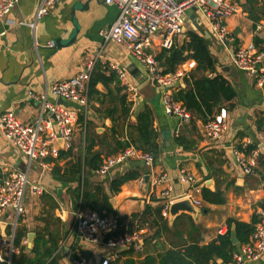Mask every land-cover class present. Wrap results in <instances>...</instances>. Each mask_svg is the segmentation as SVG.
<instances>
[{"label": "crops", "instance_id": "obj_1", "mask_svg": "<svg viewBox=\"0 0 264 264\" xmlns=\"http://www.w3.org/2000/svg\"><path fill=\"white\" fill-rule=\"evenodd\" d=\"M39 1L17 0L10 13L0 18V115L13 111L21 121H32L37 115L38 103L30 97V94L47 90L48 99L58 101L50 93V85L74 76L84 69L87 61L91 59L96 60L92 71L94 74L91 73L90 77L91 82L98 74L111 76L110 63L118 64L125 71L128 81L136 87L148 79L142 63L130 55L122 45L104 40L101 36V32L108 29L117 16L118 9L115 5H107L103 0H60L48 14L36 19L34 27H31L26 23L34 21ZM231 1L240 6L238 12L227 21L233 33L238 30L237 35L234 34L237 38L236 43H254L253 39L258 37L254 33L255 22L243 10L241 3L244 0ZM260 4L264 14V1L262 0ZM262 19L264 15L258 21ZM21 21L26 23L21 24ZM187 30H193L205 38L218 72L227 77L235 88L236 96L233 100L224 102L220 106V109L225 108L228 113V131L217 140H208L204 138L202 132L205 121L200 118L193 115L189 121L180 122L177 118L166 115L162 107L161 90L154 83L152 85L155 93L149 87L142 89L144 96L137 94L131 101L128 117L118 126L115 122L119 115L117 96L126 93L127 101L130 100L124 88L122 91L117 90L121 87L117 77L112 81L108 80L107 84L101 80L93 84L97 93L90 94L85 113L82 111L79 113L70 148L74 154L83 157L86 144L90 145L94 140L95 144L91 152L101 151L102 160L106 156L116 154L121 151V149L115 150L116 141L127 140V124H134L137 113L144 105H148L153 112V128L157 133L158 143V153L151 165L133 160L143 164L123 173L121 172L123 165L114 166L105 175L99 174L97 169L85 166L78 180L62 181L54 172L64 173L66 164L72 161L70 156L47 157L43 160L47 166L43 167L39 160L29 162L24 153L7 143L0 131V180L10 171L27 172L29 185L37 183L43 188L39 194L33 193L29 186L25 190V211L16 228L26 230L22 244L27 251L31 249L27 247L28 233L33 232L35 236V232L44 225L39 217L43 215L45 208L55 203L56 206L51 213L65 224L67 230L57 254L61 264H73L75 258H84L90 264H100L105 258L111 260L116 257L117 247H109L104 243L107 233L103 235L101 242L94 243L83 240L75 231V212L79 209H89L80 205L74 207L73 191L78 186L85 191H93L95 187H101L109 196L115 210V213L105 215L114 216L116 219L141 212L147 203L162 206L165 199L162 198L161 192L167 188L171 189L172 196H177L175 201L181 200L182 195L200 201L196 206L198 211L194 215L187 212L180 213L182 218L178 219L177 228H172L176 216L173 219L169 216L164 217L171 227V236L168 233L162 234L157 240L145 242V235L150 234L151 231L147 227L141 229L138 232L140 241L129 245L133 246L129 249L133 250V257L139 260L147 254H157L169 248V238L177 242L175 229L180 239L188 240V234H192L200 244H208L215 240L218 234L227 231V218L250 222L252 216L257 215V212L264 208V170L260 169L262 174L253 171L244 174L234 152H243L237 149L238 144L242 148L255 144V148L260 151L259 154L264 153L261 148L264 146V134L256 128L258 117H261L264 123V87H259L254 77L240 70L236 80L222 71V67L232 64L230 52L218 44L208 30L203 17L192 12L186 14L185 30L176 38V43L183 42ZM260 39L263 42L259 45L263 46L264 39ZM48 41H54L55 46L53 48L46 46ZM159 41L158 35L152 39L151 50L156 55L164 49L161 48ZM190 63H193L192 66ZM196 65V61L190 58L177 66L173 72L180 70L183 76L172 85V94L185 87L184 76L193 71ZM207 75L210 76L211 73L208 72ZM91 82L89 81V85ZM238 107L245 109L242 116L239 115ZM218 112L215 110L214 114ZM57 144L59 151L70 149L64 147L61 139L57 140ZM132 169L138 171L140 176L122 184L118 192H112L111 181ZM180 170L188 171L196 178L198 190L194 189L193 185L178 179L177 174ZM163 174L167 180L156 182V179ZM58 181L66 185L62 186ZM203 187L211 191L217 187L223 190L225 203L204 202L201 195ZM3 221L6 223L5 234H9L10 209L4 211ZM191 223L196 230L191 231ZM126 250L128 248L124 249ZM18 252L19 249L16 254ZM26 254L30 255V253ZM215 262L212 264H232L233 255L230 263H222L220 259H216ZM244 264H264V255L256 261H247Z\"/></svg>", "mask_w": 264, "mask_h": 264}, {"label": "built area", "instance_id": "obj_2", "mask_svg": "<svg viewBox=\"0 0 264 264\" xmlns=\"http://www.w3.org/2000/svg\"><path fill=\"white\" fill-rule=\"evenodd\" d=\"M60 0H40L35 11L34 21L24 22L34 27L35 20L48 14ZM264 1V0H263ZM107 5H115L118 9L117 16L110 27L101 32L104 40H111L122 45L126 51L138 62L142 63L147 72V78L160 88V97L163 111L166 115L177 118L180 122H187L192 115L181 102L175 100L172 94V85L182 76L183 72L163 73L156 59V53L151 50L152 39L158 35L160 46L170 49L176 38L185 30V15L188 10L203 17L207 28L212 33L218 44L230 52L231 62L236 68L252 77L259 87H264V65L262 59L264 50H259L253 42L246 44L236 43V36L229 28L227 21L239 10V4L231 0H103ZM17 0H0V18L6 16L14 8ZM12 22V21H11ZM255 36L264 39V19L255 22ZM46 46L53 48L54 41H48ZM95 59L88 60L84 69L74 76L53 82L50 93L58 99L65 101H51L48 99L47 90L33 92L30 97L38 103V112L32 121L23 122L13 112L0 115V131L8 144L24 153L28 161L39 160L40 165L47 166V157H57L59 146L57 140L61 139L64 147L70 148L73 134L77 125L79 113H85L88 101V89L91 73L95 66ZM191 66L193 63H190ZM109 67L115 71L121 86L126 90L129 100L137 96V87L128 81L125 71L116 63ZM228 113L221 108L217 114L212 115L203 123V136L208 140H217L228 131ZM237 163L244 174H250L256 164L259 149L254 148L248 154L244 151H234ZM138 160L145 165H151L154 155L143 152L132 145L127 146L116 154L103 158L97 172L101 175L108 174L114 166L127 164L129 161ZM178 179L187 184L196 185V178L188 171L180 170ZM167 177L160 175L156 182L165 181ZM29 186L35 194L42 192L43 188L37 183L29 185L27 172L10 171L0 180V224L6 209L11 210V231L2 235L0 228V261L4 257L9 259L17 253L14 245V233L19 220L24 215V194ZM164 202L161 206L163 217L169 216V207L175 202L177 196H172L171 189L161 192ZM188 198L197 206L199 200ZM181 199V200H182ZM116 217L101 215L90 209H79L75 212L74 229L81 238L88 242H101L104 231L108 233L117 229ZM140 241L138 232L124 234L118 238L105 239V245L118 247L132 245ZM4 253V255H2ZM264 255V208L257 212V221L247 243L242 244L239 250L233 253L232 264H244L247 261H256ZM109 260L103 259L100 264H107ZM73 264H90L84 258H75Z\"/></svg>", "mask_w": 264, "mask_h": 264}, {"label": "trees", "instance_id": "obj_3", "mask_svg": "<svg viewBox=\"0 0 264 264\" xmlns=\"http://www.w3.org/2000/svg\"><path fill=\"white\" fill-rule=\"evenodd\" d=\"M260 2L262 0H244L241 3L243 10L248 13V17L253 22H257L264 15ZM253 40L259 50L264 49V45H259L263 40L258 37H255ZM190 58L194 59L197 65L187 75L188 77L184 76L186 85L184 88H180L173 93V98L182 102L192 116L194 115L202 121H206L214 115L215 110L220 111V106L224 102L233 100L236 96V91L230 80L218 72L205 38L193 30L186 31V37L181 44L175 42L170 49H162L156 56L163 73L173 72L179 64ZM208 72L211 73L210 76L207 75ZM109 75L111 76L106 77L98 74V76L92 78V82L90 78L91 83L88 89V101L91 93H97L93 86L97 80H101L104 84H107L108 80L112 81L117 77L113 70H111ZM117 90L122 91L123 87L121 86ZM117 101L119 103V115L118 120H114L120 126L122 121L124 123L128 117L132 103L131 101H127L126 93L118 95ZM230 105L233 106L232 104ZM109 115L111 116V113ZM127 127V140L125 142L116 141L115 150H123L131 144L136 149L143 152H150L156 157L158 143L157 133L153 128L152 109L148 105H144L137 113L135 123L127 124ZM256 128L264 134V123L261 117H258L256 120ZM94 144V140L90 145L88 143L86 144L83 157L74 154L72 148L60 150L58 153L59 158L70 156L72 161L66 164L64 173L55 171L54 174L56 177L59 180L69 182L73 179L78 180L81 170L85 166H89L94 170L97 169L101 164L102 158L101 151L91 152ZM255 147V144H249L245 148H242L240 144L237 145V149L243 150L246 154ZM260 169L264 170V153H260L256 158V167L253 168V172L262 174ZM139 176L140 173L132 169L122 176L113 179L110 183V189L116 193L120 190L122 184ZM73 193L75 197L74 207L80 205L82 208L95 210L102 215L115 213L109 196L101 187H95L93 191H85L81 190L78 186ZM201 195L204 202L211 204H223L226 201L224 191L218 187L214 191L203 187ZM55 206V203L49 205L44 209L43 215L39 217L44 222V225L35 232L33 245L30 250L27 251L25 245L22 244V240L26 237V230L20 227L16 228L13 243L19 249V252L18 254H12L9 261L4 257L3 261H0V264H61L57 258V254L59 253L60 245L65 239L67 230L65 224L51 213ZM180 218H182L181 214L175 217L172 222V228L179 226L177 221ZM256 221L257 215H253L250 222L227 218V231L223 234H218L216 239L208 244H200L199 240L193 237L192 234H188V240L180 239L175 229L177 242L169 238V248L163 249L157 254H147L140 260L133 257V250H129L130 248H128L126 251L122 250L118 252L116 257L109 260L107 264H212L216 263V259H220L222 263H230L233 253L239 250L241 244L249 241ZM117 222V229L107 233L105 238L115 239L124 234L131 235L145 227L151 231L150 234L145 235V242L157 240L162 234L166 235L168 233L171 236L172 233L167 219L161 214V206L159 204L152 205L151 203H147L141 212L119 217ZM231 225H234L235 234L238 239L237 244H233L230 239ZM190 229L194 231L196 227L191 223ZM26 253H30V255Z\"/></svg>", "mask_w": 264, "mask_h": 264}, {"label": "water", "instance_id": "obj_4", "mask_svg": "<svg viewBox=\"0 0 264 264\" xmlns=\"http://www.w3.org/2000/svg\"><path fill=\"white\" fill-rule=\"evenodd\" d=\"M191 12L193 13V9L188 10L186 12V14H190ZM205 24L207 25L206 20H205ZM237 31H238L237 29L234 31L235 35H237ZM262 64L264 65V57L262 59ZM222 71L224 73H226V74L231 75L234 80H236L237 77H238V69L233 64H228V65L222 67ZM146 87H149L155 93L154 87H153L152 82H151L150 79H147L141 85L137 86V93L140 94L141 96H144V92L142 91V89H144ZM58 102L63 103V104L65 103V101H62L61 99H58ZM244 110H245L244 107H238V111H239V115L240 116L243 115ZM261 148L264 150V146H262ZM142 164L143 163L138 162V161H129L127 164H124L121 167V172L123 173V172H125L126 170H128L130 168H133L135 166H141ZM58 183H60L62 186L66 185V183H63L61 181H58ZM197 211H198V207L193 205L190 202L189 199L178 200V201L173 202L170 205V207H169V217L171 219H173L175 216L179 215L182 212H187L188 214H193L194 215ZM0 228L2 230V235H5L6 223L2 222L0 224ZM104 233L106 234V233H108V231H104ZM33 236H34L33 232H29L28 235H27V247L28 248H31V246H32V238H33ZM230 239H231V242L233 244H237L238 243V239H237L236 234H235L234 226H232L231 230H230ZM127 248H133V246H129L128 245V246L117 247V251L119 252V251L127 249Z\"/></svg>", "mask_w": 264, "mask_h": 264}, {"label": "rangeland", "instance_id": "obj_5", "mask_svg": "<svg viewBox=\"0 0 264 264\" xmlns=\"http://www.w3.org/2000/svg\"><path fill=\"white\" fill-rule=\"evenodd\" d=\"M224 231V230H223Z\"/></svg>", "mask_w": 264, "mask_h": 264}]
</instances>
